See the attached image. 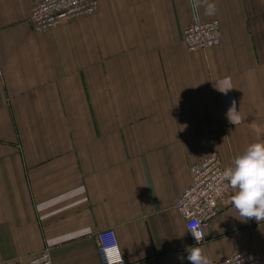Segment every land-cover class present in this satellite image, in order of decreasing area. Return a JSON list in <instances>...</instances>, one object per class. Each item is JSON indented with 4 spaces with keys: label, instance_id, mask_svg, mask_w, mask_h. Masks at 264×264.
I'll return each instance as SVG.
<instances>
[{
    "label": "crops",
    "instance_id": "crops-1",
    "mask_svg": "<svg viewBox=\"0 0 264 264\" xmlns=\"http://www.w3.org/2000/svg\"><path fill=\"white\" fill-rule=\"evenodd\" d=\"M41 1L0 0V264L46 248L53 264H100L107 229L125 264H189L174 204L190 165L214 152L224 170L264 141V0H97L36 34ZM208 20L222 44L188 52L183 30ZM231 193L194 246L264 264V221L236 218Z\"/></svg>",
    "mask_w": 264,
    "mask_h": 264
},
{
    "label": "built area",
    "instance_id": "built-area-1",
    "mask_svg": "<svg viewBox=\"0 0 264 264\" xmlns=\"http://www.w3.org/2000/svg\"><path fill=\"white\" fill-rule=\"evenodd\" d=\"M97 6V0H44L30 9L28 21L33 32L41 34L58 28L65 21L90 17L96 12ZM182 43L191 53L219 47L222 44L219 22L208 20L190 23L183 30ZM222 171L220 159L214 152L190 165V185L175 201L174 208L184 219L185 230L193 246L196 241L191 230L201 231L204 236V231L218 214L219 205L229 196L230 189H224L223 184L226 182L220 179ZM95 239L100 264H120L121 255L114 231H99ZM204 241L205 237L200 244ZM24 264H53L51 252L46 248ZM211 264H260V261L256 255L238 252Z\"/></svg>",
    "mask_w": 264,
    "mask_h": 264
},
{
    "label": "clouds",
    "instance_id": "clouds-1",
    "mask_svg": "<svg viewBox=\"0 0 264 264\" xmlns=\"http://www.w3.org/2000/svg\"><path fill=\"white\" fill-rule=\"evenodd\" d=\"M214 87L221 93L227 94L233 89L230 78L215 82ZM231 124L241 122V116L236 109V102L232 101L226 113ZM220 179L224 189H231L230 204L238 213L241 221L254 219L258 223L264 221V141L249 144L247 148L234 157L231 164L226 167ZM196 245L204 240L201 231L191 230ZM189 264H211L204 255L203 249L197 246H185ZM120 264H123L122 257Z\"/></svg>",
    "mask_w": 264,
    "mask_h": 264
}]
</instances>
